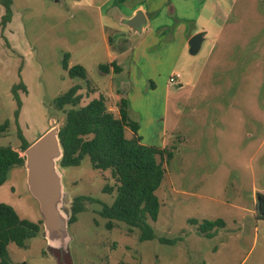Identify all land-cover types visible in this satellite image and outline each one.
Wrapping results in <instances>:
<instances>
[{
	"label": "rangeland",
	"instance_id": "rangeland-1",
	"mask_svg": "<svg viewBox=\"0 0 264 264\" xmlns=\"http://www.w3.org/2000/svg\"><path fill=\"white\" fill-rule=\"evenodd\" d=\"M11 10L10 21L0 24V125L8 122L0 146L23 155L18 131L30 144L60 126L70 105L58 109L54 100L72 85L80 86V104L122 85L143 143L173 155L155 191L157 219L148 218L155 238L140 241L138 228L121 221L106 226L99 210L113 201L115 192L103 187L114 180L85 155L77 165H58L67 217L74 197L91 199L68 224L65 253L48 247L39 232L23 247L8 244L10 264H264V219L255 214L257 195L264 193V0H207L206 23L197 25L207 35L194 54L158 27L130 34L93 0H12ZM3 13L0 4V20ZM110 26L118 31L108 38ZM122 32L128 38L122 48L130 49L119 58L122 72L111 79L100 67L109 65ZM65 53L68 66H83L85 78L69 76ZM106 106L114 112L110 99ZM0 202L22 218L42 219L23 166L9 169ZM218 218L224 226L214 236L199 231L204 220Z\"/></svg>",
	"mask_w": 264,
	"mask_h": 264
},
{
	"label": "trees",
	"instance_id": "trees-1",
	"mask_svg": "<svg viewBox=\"0 0 264 264\" xmlns=\"http://www.w3.org/2000/svg\"><path fill=\"white\" fill-rule=\"evenodd\" d=\"M12 0H0L4 8L0 24L4 28L12 16ZM69 55L65 53L63 68L68 70L71 77L85 78L86 72L81 65L68 66ZM115 62L103 65L108 71ZM18 85L12 87L15 91ZM24 89V86L21 85ZM80 86L72 85L66 92L58 95L54 105L58 109L66 105L64 120L59 126V142L62 148V157L58 162L61 167L77 165L83 156L87 155L92 166L100 170H110L114 185L106 184L103 191L115 192L110 204L102 203L99 214L107 219L106 226L110 228L113 221H121L131 228L139 230L140 241L156 237L148 218L155 221L160 207L156 190L160 186L164 175V163L173 152L166 147L143 143L139 135V125L129 116V105L126 98L119 99L117 114L109 110L103 95L80 104ZM17 117V111L15 112ZM8 122L0 125L4 130ZM131 131V136L125 135V130ZM21 141V151L29 143L18 131ZM24 156L9 145L0 146V185L7 178L9 169L13 166H23ZM84 200H91L87 196H76L70 204L68 224L76 220V214L83 210ZM255 214L264 219V193H258L255 204ZM195 222V220H191ZM222 219L204 220L199 225V231L207 237H212L217 228L223 227ZM42 233V221L37 222L20 217L15 209L4 202H0V264H10L7 246L13 242L23 247L28 238ZM160 242L172 243V240L159 237Z\"/></svg>",
	"mask_w": 264,
	"mask_h": 264
},
{
	"label": "water",
	"instance_id": "water-1",
	"mask_svg": "<svg viewBox=\"0 0 264 264\" xmlns=\"http://www.w3.org/2000/svg\"><path fill=\"white\" fill-rule=\"evenodd\" d=\"M130 33H139L146 24V17L140 10L131 17L120 20ZM202 39L195 33L189 39V53L197 52ZM59 126L54 125L30 143L24 150L23 167L30 193L38 200L42 215V233L48 247L62 255L70 240L68 217L62 209L64 186L58 162L62 157L59 142Z\"/></svg>",
	"mask_w": 264,
	"mask_h": 264
},
{
	"label": "crops",
	"instance_id": "crops-1",
	"mask_svg": "<svg viewBox=\"0 0 264 264\" xmlns=\"http://www.w3.org/2000/svg\"><path fill=\"white\" fill-rule=\"evenodd\" d=\"M59 1V0H55ZM100 9L103 11L105 16H110L118 20L121 25L126 26L121 23L120 20L124 18L131 17L136 11L140 10L144 13L146 17V24L144 28L139 33H130L132 35L138 34L142 35L148 30L158 27V33L161 31H169L170 34L174 37H177L182 41L181 48L188 47L189 49V39L195 33H201L202 39H205L207 35V31L205 28H197V25H204L206 22L202 18V12L205 8V3L207 0H93ZM3 7V6H2ZM213 9V8H212ZM214 11V9H213ZM215 15H211V18H215ZM150 27V28H149ZM116 27H109L107 32V37L109 38L115 30ZM128 32L129 29L126 26ZM115 33V34H116ZM124 33V32H122ZM152 32H150L151 34ZM126 34H122L118 37V43H115L116 48L114 52L109 53V62H115L118 66V70L116 72H122L121 64L119 62V58L126 50H129L128 44L124 49L122 46L125 45L123 43L126 41ZM121 41V42H120ZM108 48H109V41ZM200 42V45H201ZM122 43V44H121ZM200 47V46H199ZM110 49V48H109ZM118 72V74H119ZM108 73H110V78H114L115 70L113 66H109ZM117 74V75H118ZM178 76V74H175ZM170 77V76H169ZM119 81H123V74H120L118 77ZM169 81V79H168ZM121 84H123L121 82ZM182 86V85H180ZM110 94L107 95L103 91L99 93V95H103L105 98V102L107 103L108 99H110L114 104V112L117 111V103L119 99L126 98L128 101L129 109L128 112L136 111L133 107V100L131 99L130 93H127V90L124 89L122 85L116 87H110Z\"/></svg>",
	"mask_w": 264,
	"mask_h": 264
},
{
	"label": "built area",
	"instance_id": "built-area-1",
	"mask_svg": "<svg viewBox=\"0 0 264 264\" xmlns=\"http://www.w3.org/2000/svg\"><path fill=\"white\" fill-rule=\"evenodd\" d=\"M178 76L177 75H171L170 77H169V82H175L176 81V78H177Z\"/></svg>",
	"mask_w": 264,
	"mask_h": 264
}]
</instances>
